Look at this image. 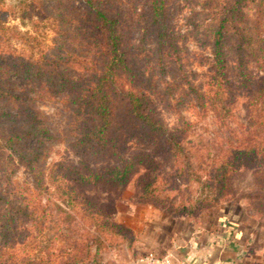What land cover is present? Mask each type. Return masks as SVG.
Instances as JSON below:
<instances>
[{
  "label": "trees",
  "instance_id": "16d2710c",
  "mask_svg": "<svg viewBox=\"0 0 264 264\" xmlns=\"http://www.w3.org/2000/svg\"><path fill=\"white\" fill-rule=\"evenodd\" d=\"M79 2L43 0L56 11L46 14L56 28L51 51L17 63L0 55V75L22 80L0 77V121L14 123L0 151L27 165L35 189L0 209V264H103L101 250L128 239L94 202L86 205L76 185H122L144 167L153 175L141 198L193 216L220 201L232 172L255 163L254 173L264 176V0H219L204 31L212 62L197 84L175 78L184 53L171 26V0ZM249 61L263 72L254 76ZM44 97L69 105L66 147L78 159L62 154L46 162L53 135L35 104ZM185 101L199 118L219 122L222 135L194 136L183 116L168 127L157 103ZM239 103L243 121L233 126ZM12 172L2 170L0 182ZM4 196L0 191L9 201Z\"/></svg>",
  "mask_w": 264,
  "mask_h": 264
},
{
  "label": "rangeland",
  "instance_id": "374dc122",
  "mask_svg": "<svg viewBox=\"0 0 264 264\" xmlns=\"http://www.w3.org/2000/svg\"><path fill=\"white\" fill-rule=\"evenodd\" d=\"M42 2L43 0H0V55L9 53L16 63L19 61L18 57L35 60L38 50L48 52L56 45L53 41L57 37L56 28L52 24L53 17L46 16L54 15L56 11L52 5L45 9ZM218 3L219 0H171V26L177 35L181 55L184 53L182 72L177 73L175 78L182 77L183 83L189 81L197 84L207 79L205 73L212 62V48L204 38V31L217 12ZM75 4L82 6L79 0H75ZM27 35L36 38L30 41V36ZM231 62L234 64L236 61ZM248 69L254 76L263 72L252 61H249ZM10 75L4 71L0 77L5 80ZM10 78L22 82L16 74H12ZM186 102L174 106H165L158 102L156 109L159 117L168 127H172L179 123L180 116H183L193 123L191 134L194 136L213 140L222 135L221 131H218L222 130L219 129V122L211 116L199 118ZM35 104L46 115L53 135L52 140L47 143L46 162L57 159L62 154H67L72 160L78 159V156L66 147L67 126L70 121L69 105L59 99L46 97L37 99ZM234 112L235 120L231 124L236 126L237 121H243L244 106L239 103ZM11 127H14V123L0 121L1 142H4L5 133ZM17 127L18 124L15 128ZM256 166L251 163L232 172L220 201L203 208L193 216L173 215L168 204L143 200V183L153 175L144 167L134 170L122 185L110 179H103L95 184L76 185L78 196L84 199L85 203L88 200L94 202L103 217L121 226V233L128 238L122 241L118 248L108 247L101 250L103 264H132L141 254H160L156 248L170 235H181L190 225L206 222L208 218L216 219L219 215L227 216L240 233L239 244L243 254H248L250 264H264V176L254 173ZM2 170L5 173L13 170L10 180L2 178L0 182V191L5 194L4 198L9 199L0 200V209L5 212L14 197H19L16 199L18 203L21 196L32 195L35 189L27 165L5 148L0 151V176ZM178 182L181 186L186 184L184 180ZM45 199L46 195L40 194L38 200L41 204ZM50 207L52 206L48 205V208Z\"/></svg>",
  "mask_w": 264,
  "mask_h": 264
},
{
  "label": "crops",
  "instance_id": "0c3cea01",
  "mask_svg": "<svg viewBox=\"0 0 264 264\" xmlns=\"http://www.w3.org/2000/svg\"><path fill=\"white\" fill-rule=\"evenodd\" d=\"M234 227L225 215L208 218L190 225L181 235H170L156 249L158 255L170 256L171 264H250ZM141 257L142 254L132 264H142Z\"/></svg>",
  "mask_w": 264,
  "mask_h": 264
},
{
  "label": "built area",
  "instance_id": "2783aa9c",
  "mask_svg": "<svg viewBox=\"0 0 264 264\" xmlns=\"http://www.w3.org/2000/svg\"><path fill=\"white\" fill-rule=\"evenodd\" d=\"M142 264H171V258L168 255H158L148 252L141 257Z\"/></svg>",
  "mask_w": 264,
  "mask_h": 264
}]
</instances>
